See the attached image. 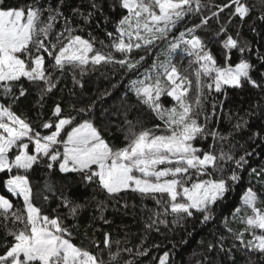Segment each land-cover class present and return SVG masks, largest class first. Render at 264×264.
I'll use <instances>...</instances> for the list:
<instances>
[{"label":"snow or ice","instance_id":"6c2138e0","mask_svg":"<svg viewBox=\"0 0 264 264\" xmlns=\"http://www.w3.org/2000/svg\"><path fill=\"white\" fill-rule=\"evenodd\" d=\"M89 3L91 11L74 8L72 15L66 16L62 11L65 0H58L55 7L44 6L40 0L26 7H12L0 0V95L9 101L0 104V173L7 175L3 181L7 192L20 200L17 206L0 194V231L4 234L0 238V264H136L135 258L160 247L155 243L145 247L152 232L160 233L161 227L168 229L170 225L183 226L187 218L196 214L202 224L215 220V209L241 183L242 173L254 154V150L239 145L242 154L237 155L238 142L234 141L237 134L248 128L245 117L254 115L255 110L245 116L236 114L232 130L225 134L219 129L224 104L218 97L226 100L229 88L242 89L245 85L264 91V73L260 81L252 76L255 65L249 54L254 51L253 45L239 31L235 36L229 31L233 20L243 26L256 12L249 26L255 32V22L264 23V0H225L222 4H214L213 0H119L126 14L115 21L114 32L106 31L107 44L97 41L91 33L89 38L77 34L78 29L92 23L97 12L103 14L99 0ZM225 12L227 17L221 22ZM188 16H199V23L173 35L177 25ZM72 17H79L82 24L73 26ZM210 21L218 25L211 30L212 35H198L199 30H210ZM60 22L63 27L56 31ZM104 23H109L107 16ZM210 39L220 43L223 63L209 48ZM157 42L165 43L166 48L157 54L151 69L145 70L143 79L130 81V88L162 125L137 131L125 112V143L117 146L84 118L83 114L94 105L75 109L76 115H64L61 103L56 102L50 116L42 118L45 98L57 88L60 76L66 72L71 73L74 87L83 88L78 76L109 64L136 70L146 56L133 59L132 52L150 49ZM233 51L239 54L235 62ZM117 53L121 58H117ZM177 53L191 58L183 71L173 62ZM255 54L264 64V53L257 48ZM160 55H165V59L161 60ZM46 57L50 62L46 63ZM25 83L38 88V127L13 110V105L28 93ZM162 96L171 98L170 107L161 103ZM256 108L264 111L260 104ZM224 115L232 122L233 114ZM77 116L83 122H77ZM40 129L51 131L42 134ZM209 138L211 143L207 147L197 144ZM249 139L264 144V132H252ZM41 166L49 173L58 169L66 178L76 174L81 181L96 184L113 204L123 200L124 209L130 207L125 199L128 194L140 198L142 210L146 208L144 200L154 201L155 207L148 209L144 220V236L137 250L133 253L130 248L122 249L121 242H113L109 232L103 233L101 242L85 231L95 252L73 243L85 206L66 194V186L57 187L51 179H45L43 187L34 191L36 186L28 174ZM249 177L256 178L260 190L251 184L246 187L240 206L231 215V220L238 221L243 229L234 230L229 226V218H223L224 233L215 243H208L207 251L217 249L233 261L234 250L249 254V264L251 255H257L260 264H264V169L251 168ZM37 197L44 204L59 200V206L66 208L67 213H45L43 206L36 203ZM107 210L105 201L98 202L99 216L94 219L111 223L104 215ZM68 219L73 221L71 225L66 223ZM246 233L251 239L246 238ZM228 239L231 246L225 244ZM125 253L133 259H126ZM169 261L170 255L165 252L158 264Z\"/></svg>","mask_w":264,"mask_h":264},{"label":"trees","instance_id":"16d2710c","mask_svg":"<svg viewBox=\"0 0 264 264\" xmlns=\"http://www.w3.org/2000/svg\"><path fill=\"white\" fill-rule=\"evenodd\" d=\"M103 9V14L97 12L94 16L92 23L89 26L78 29L77 34L82 35L84 38H89V33L96 38L97 41H103L107 44L108 38L105 35L106 31H115V21H117L122 15L126 14L125 10L119 6V0H99ZM225 0H213L214 4H222ZM255 2V0H250ZM35 3V0H6V4L12 7L20 6L26 7L27 5ZM40 3L44 6L51 5L55 7L58 0H40ZM80 8L82 11H91L89 0H65L62 11L66 16L72 15V9ZM207 14V10H206ZM256 12L243 26H238V22L233 20L229 26V31L235 36L239 31L241 36L249 41L254 48L253 53L249 54L251 62L255 65L252 71V76L257 81L261 79V73H264V64L256 58V49L258 48L261 53H264V23L259 21L255 22L256 31H250L249 26L253 24L255 20ZM104 16L109 18V23H104ZM227 17V12L221 14V22ZM73 26L82 24V20L79 17H72ZM99 23V27H97ZM199 23V16H188L181 21L176 28V31L185 30L187 27H191L194 24ZM63 23L60 22L56 25V31L61 30ZM218 25L214 21H210V30H199L198 35L208 38L212 35L211 30H215ZM221 40L223 37L220 38ZM156 45H161V42H157ZM155 45V46H156ZM150 49L134 50L131 54L133 59H138L140 56H146V59L142 64L133 71H128L126 68L121 67L118 64H109L103 66H97L94 70L88 71L83 77H77L81 79L83 88L79 86L74 87L71 79V73L66 72L63 76H60V83L57 88L53 90L45 98V104L43 108V119H47L51 114V109L56 102H60L64 115H76L75 109L94 105L89 113L83 114L85 119L91 120L93 124L102 130L103 135L110 143L117 146H123L125 143L124 136L127 132L128 125L124 123L125 112L127 114V120L133 121L136 125V130L139 131L141 127L152 128L156 124L162 122L156 118V116L148 109L147 106L141 104L136 98L134 92L130 88V81L133 78L140 77L142 70L149 67L152 55L154 51ZM208 46L211 48L213 55L218 59L219 63H223L221 54V45L215 39L208 40ZM97 48H100V44H96ZM233 62L238 60L239 54L233 51ZM117 58H121L120 54H116ZM191 58L186 57L182 53H177L173 58V62L181 66V70L188 68V63ZM50 62L46 57V63ZM193 67H195L193 65ZM191 69H189V72ZM59 75V74H57ZM28 88V93L25 97H21L20 100L13 105V110L17 114H21L32 120L33 126L38 127L36 123L39 92L36 86H29L27 83L24 85ZM108 93V95H105ZM223 101L224 108L223 113L233 114L232 122H229L227 116L221 114L219 116V129L223 133L227 134L232 130V123L235 122L236 114L239 116H245L246 113L253 112L255 114L246 116L249 125L248 128L236 135L235 141L237 143V155L242 154L239 150V145L253 151L254 154L249 158L248 166L242 173L243 179L239 185H236L232 191H230L219 206L215 209L216 218L206 224L200 223L199 214L194 217H189L184 221L183 226L173 228L171 225L168 229L161 227V232H152L148 236V247L152 243L159 244L160 247L152 248L147 256L135 258L136 264H157L159 258L163 256L165 252L170 255L169 264H210L211 261L217 262V264H249V254L238 252L234 250L235 260H230L224 253H219L217 249H213L211 252L207 251V245L209 242L215 243L220 234L224 233V226L221 223L223 218L227 217L230 220L229 226L236 231L243 229V225L238 221H232L231 215L236 207L240 206V198L243 195L244 189L250 184L256 189L260 190V184L256 178L253 177L250 180L249 172L251 168L257 170L264 169V144L259 140L253 143L249 137L252 132L262 131L264 132V111L256 108L257 104L264 106V91L260 89H253L248 85H245L242 89H228V98L223 99V96L218 97ZM211 99V98H210ZM161 100L166 104H171V98L162 96ZM9 101L0 95V104H7ZM74 106V107H73ZM77 122H83L80 116H77ZM216 120L214 118L213 123ZM42 134H50L51 130L40 129ZM211 143V138L203 141H197V144L201 147H207ZM29 179L37 188H42L45 179H51L56 183L57 187L61 185L66 186V194L69 195L75 202L83 204L85 207L79 216L80 228L74 232L73 243L77 246L88 248L95 252L96 249L92 246L91 242L85 238V231L88 236H93L96 240L103 241V233H111L113 242L119 240L121 242L120 247H125L133 250V253L137 250V247L141 243V239L144 236V220L147 218L148 209L155 207V203L152 200H144L143 205L146 208L142 210L141 200L138 196L128 194L125 199L130 205L129 208L124 209L122 207L123 200L120 204H113L111 200H108L103 190H101L96 184H87L80 180V177L76 174H68L67 178L64 174L59 173L58 169H53L51 173L47 172L43 166L30 172ZM7 175L0 173V194L5 195L12 200L14 205L19 206L20 200L13 197L7 192L6 184L3 183L6 180ZM123 195V194H121ZM264 198V197H262ZM105 201L108 204V210L105 212V218L111 223L105 224L102 220L94 219L98 217L99 213L96 211L97 203ZM36 203L38 206H43L45 213L49 215H61L64 216L67 213V209L59 206V200L52 199L47 204H44L42 200L37 197ZM135 205V207H132ZM171 221V217H168ZM66 223L71 225L73 221L71 219L66 220ZM91 225V227H87ZM3 232L0 231V238L3 237ZM246 238L251 239V236L246 233ZM8 239H11L10 237ZM0 242H3L0 239ZM231 239L225 241L226 246H231ZM101 247L103 244L101 243ZM115 243H113V249L115 250ZM126 259H133V256L124 254ZM205 256L208 260H205ZM251 264H260V259L257 255H251Z\"/></svg>","mask_w":264,"mask_h":264},{"label":"rangeland","instance_id":"374dc122","mask_svg":"<svg viewBox=\"0 0 264 264\" xmlns=\"http://www.w3.org/2000/svg\"><path fill=\"white\" fill-rule=\"evenodd\" d=\"M181 31H183V30H181ZM179 33V31H174V33H173V35H177ZM166 48V44L165 43H163V42H161V45H156L154 48H152L153 49V51H154V54L152 55V58H156V56H157V54H160L161 53V51H162V49H165ZM183 54V53H182ZM176 55H174L173 56V58L175 57ZM160 59L161 60H164L165 59V55H160ZM154 61V60H153ZM153 61L151 60V63H149V67L148 68H144L143 70H142V75L140 76V77H137V78H133L132 80H136V79H143V75H144V73H145V70H150L151 69V65H152V63H153ZM161 103H163L164 104V106L165 107H170L171 106V104H166V102H164V101H162L161 100ZM159 262V261H158ZM158 264V263H157Z\"/></svg>","mask_w":264,"mask_h":264}]
</instances>
